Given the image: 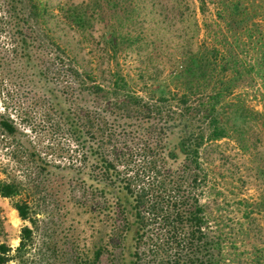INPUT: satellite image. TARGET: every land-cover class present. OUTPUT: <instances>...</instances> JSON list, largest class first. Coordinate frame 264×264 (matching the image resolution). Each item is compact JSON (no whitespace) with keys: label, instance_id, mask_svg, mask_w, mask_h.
Masks as SVG:
<instances>
[{"label":"trees","instance_id":"1","mask_svg":"<svg viewBox=\"0 0 264 264\" xmlns=\"http://www.w3.org/2000/svg\"><path fill=\"white\" fill-rule=\"evenodd\" d=\"M0 7V33L9 43H0V78L23 72L20 80L42 92L55 127L74 146L67 164L50 163L0 111V133L26 170L0 176V197L28 223L18 247L0 243V264H223L203 203L201 152L226 139L230 121L241 118L226 107L239 83L252 80L248 67L216 46L193 52L176 91L145 97L123 75L104 86L81 71L49 33H39L35 0H0ZM235 8L233 23L244 16ZM89 12L86 4L72 6L66 18L88 30L96 19ZM65 174L73 176L65 181ZM43 189L55 201L50 221L41 220L35 202Z\"/></svg>","mask_w":264,"mask_h":264},{"label":"rangeland","instance_id":"2","mask_svg":"<svg viewBox=\"0 0 264 264\" xmlns=\"http://www.w3.org/2000/svg\"><path fill=\"white\" fill-rule=\"evenodd\" d=\"M204 2L35 0L42 14L37 29L41 35L43 30L49 33L76 66L92 73L100 84L109 86L115 74H120L145 97L176 91L182 82V66L193 52L216 46L233 52L248 67L252 80L246 76L239 83L226 107L232 118L236 114L241 118L230 121L232 129L226 139L208 142L201 152L208 177L203 203L221 243L222 263L264 264V0ZM81 4L87 5L91 16L95 14L88 30L78 29L66 18L69 8ZM233 7L244 13L237 23L232 22ZM0 43L9 47L6 33H0ZM21 74L13 71L0 78V111L10 115L46 161L65 165L73 143L55 127L42 92L20 80ZM15 150V144L0 133L3 179L26 172L15 162ZM64 176L68 181L73 175ZM44 189L35 195V202L41 206V220L50 221L55 201ZM0 210V243L16 248L21 229L28 223L19 218L9 199L0 197ZM72 211L77 220H87Z\"/></svg>","mask_w":264,"mask_h":264}]
</instances>
